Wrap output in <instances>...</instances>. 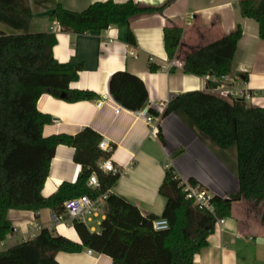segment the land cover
<instances>
[{
    "label": "crops",
    "instance_id": "crops-1",
    "mask_svg": "<svg viewBox=\"0 0 264 264\" xmlns=\"http://www.w3.org/2000/svg\"><path fill=\"white\" fill-rule=\"evenodd\" d=\"M107 1L160 6L169 0H29L33 15L30 32L53 33L57 40L53 48L55 60L82 66L71 90L96 95L93 101L69 103L44 94L37 108L54 121L44 127L43 136H75L85 128L96 131L102 141L113 146L109 158L121 172L117 185L108 192V199L121 197L143 216H162L166 202L159 190L170 167L182 181L194 180L213 196L239 198L235 149L221 150L181 112L149 124L142 111L133 113L114 101L109 93V81L119 71L137 76L149 95L144 109L153 110L160 102L168 105L176 95L207 91V77L184 73V54L215 42L241 26L243 37L230 76L253 94V100L248 101L250 105L247 103L249 106L264 108V40L260 37L259 24L241 15L237 7L240 0H175L163 14L138 18L129 26L111 27L101 33L65 32L50 20L58 4L70 11L83 12L92 4ZM169 22L184 28L181 48L173 60H169L164 47V28ZM129 30L136 38L135 46L128 43ZM0 32L15 33L2 24ZM150 64L159 66L160 71L151 73ZM154 126L158 130L161 127L166 146L151 136ZM74 155L71 147H57L43 189L44 197L56 193L63 183L76 182L82 166L74 162ZM54 216L50 209L37 214L10 210L7 217L13 232L0 243V253L27 241L31 235L37 237L47 228L79 245H88L77 253L59 252L55 258L58 264L168 263V256L157 240L141 230L106 222L107 215L67 226L58 225ZM103 230L107 237L94 246L89 244L91 234ZM194 264H264L262 215L244 201L234 202L232 217L224 219L220 228L215 226L208 238V247L195 257Z\"/></svg>",
    "mask_w": 264,
    "mask_h": 264
},
{
    "label": "trees",
    "instance_id": "trees-1",
    "mask_svg": "<svg viewBox=\"0 0 264 264\" xmlns=\"http://www.w3.org/2000/svg\"><path fill=\"white\" fill-rule=\"evenodd\" d=\"M174 1L169 0L160 6L135 4L133 1L123 4L98 2L83 12L70 11L58 4L50 20L57 22L65 32L101 33L111 27L129 26L138 18L163 14ZM237 7L243 17L259 24L260 37L264 40V0H240ZM32 19L29 0H0V24L15 32H0V243L13 232V225L7 217L10 210L37 214L50 209L56 216L64 215L66 201L84 195L98 198L111 191L120 178V174L105 173L100 169L99 163L107 160L110 154L100 150L103 139L93 129L85 128L75 136H43L44 127L54 121L37 108L44 94L69 103L93 101L96 95L71 90L82 66L58 63L53 55L57 44L55 35L31 33ZM183 33L184 28L172 22L164 28V47L169 60L175 59L179 53ZM242 37L243 30L237 26L215 42L190 49L184 54V73L200 78L230 75ZM127 40L130 45H136L131 30ZM149 71L157 73L160 67L150 64ZM207 86V91L172 97L161 119L181 112L221 150H236L239 198L214 196V212L201 210L193 200L186 198L182 180L170 167L159 190L166 202L161 217L143 216L121 197L108 199L106 222L150 235L161 244L168 256L167 264H194L195 257L208 247V238L214 233L216 223L232 217L236 201H244L257 210L264 223V108L219 97L210 91L217 87L214 82L208 81ZM109 93L122 108L133 113L141 112L149 101L145 84L127 71L111 76ZM149 112L158 117L156 110L149 109ZM157 138L166 146L161 127ZM59 145L75 150L74 162L82 166V171L75 183H63L56 193L46 198L43 189ZM92 174L97 175L100 183L97 190L88 186ZM190 183L197 184L194 180ZM160 218L168 221V230L153 229V221ZM106 237V230L92 233L89 244L94 246ZM85 246L88 245H79L44 228L34 239L1 252L0 264H58L55 258L59 252L77 253Z\"/></svg>",
    "mask_w": 264,
    "mask_h": 264
},
{
    "label": "built area",
    "instance_id": "built-area-1",
    "mask_svg": "<svg viewBox=\"0 0 264 264\" xmlns=\"http://www.w3.org/2000/svg\"><path fill=\"white\" fill-rule=\"evenodd\" d=\"M131 56L135 57V53L131 52ZM210 82L217 84L215 89L210 90L212 93L218 95L221 98L237 101L242 100L246 103L252 101L254 96L253 94L245 87H241L240 84H237V80L231 77L230 75L223 76L221 78L207 77ZM101 106V103H99ZM167 105L164 102H160L156 105V111L158 117H154L150 114L149 109L146 108L142 110V115L145 117L146 121L154 123L160 121L161 117L166 109ZM158 134V127L154 126L151 131V136L156 138ZM101 151L112 154L114 151L113 146L107 142L102 141L99 144ZM100 169L105 173L120 174V169L115 167L111 158L103 161L100 165ZM186 193V198L188 200H193L195 205L201 210H208L214 212V206L212 203L213 195L204 189L201 185L196 184L192 185L189 181H182L181 184ZM88 186L92 190H97L100 188V183L96 174H92L88 181ZM108 193L99 196L98 198H92L88 195H84L78 198L68 200L64 204L65 213L64 215L54 216V220L58 225H70L76 221H85L92 220L93 218L103 217L107 214L108 211ZM224 223V220H219L216 223V227L220 228V225ZM153 229L155 231H165L169 229V223L166 219H157L153 221ZM99 234L100 232H93ZM36 236L31 235L28 240L34 239ZM91 254L92 251H89Z\"/></svg>",
    "mask_w": 264,
    "mask_h": 264
},
{
    "label": "rangeland",
    "instance_id": "rangeland-1",
    "mask_svg": "<svg viewBox=\"0 0 264 264\" xmlns=\"http://www.w3.org/2000/svg\"><path fill=\"white\" fill-rule=\"evenodd\" d=\"M247 103L250 105L251 102H247Z\"/></svg>",
    "mask_w": 264,
    "mask_h": 264
},
{
    "label": "bare ground",
    "instance_id": "bare-ground-1",
    "mask_svg": "<svg viewBox=\"0 0 264 264\" xmlns=\"http://www.w3.org/2000/svg\"><path fill=\"white\" fill-rule=\"evenodd\" d=\"M49 185V184H48Z\"/></svg>",
    "mask_w": 264,
    "mask_h": 264
}]
</instances>
